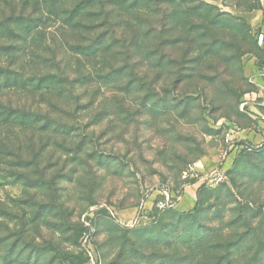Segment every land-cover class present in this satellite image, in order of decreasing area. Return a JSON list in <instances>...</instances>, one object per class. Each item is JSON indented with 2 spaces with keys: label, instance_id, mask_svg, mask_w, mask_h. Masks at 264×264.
<instances>
[{
  "label": "rangeland",
  "instance_id": "rangeland-1",
  "mask_svg": "<svg viewBox=\"0 0 264 264\" xmlns=\"http://www.w3.org/2000/svg\"><path fill=\"white\" fill-rule=\"evenodd\" d=\"M85 2L0 0V264H264V4Z\"/></svg>",
  "mask_w": 264,
  "mask_h": 264
},
{
  "label": "built area",
  "instance_id": "built-area-1",
  "mask_svg": "<svg viewBox=\"0 0 264 264\" xmlns=\"http://www.w3.org/2000/svg\"><path fill=\"white\" fill-rule=\"evenodd\" d=\"M259 1L262 3V5L264 4V0H259ZM256 42L259 47H262L264 45V31L259 30L256 33ZM255 117L264 123V114L257 112V114L255 113ZM233 134H234V130H230L227 133V136L229 137L231 142L234 141L232 142V143H235V145L233 144L234 147H236L238 150L240 149L247 150L248 148H250V146L243 141H240L241 143H238L236 142V140H233ZM195 176H197V168L195 165L188 166V168H186L182 174L183 179H186V180H189ZM200 178H201L202 183L204 182L217 183L223 178V172L219 170H216L210 173L203 172Z\"/></svg>",
  "mask_w": 264,
  "mask_h": 264
},
{
  "label": "crops",
  "instance_id": "crops-1",
  "mask_svg": "<svg viewBox=\"0 0 264 264\" xmlns=\"http://www.w3.org/2000/svg\"><path fill=\"white\" fill-rule=\"evenodd\" d=\"M252 134L251 135H249V136H247L249 139H251L252 138ZM256 139H259V137H258V135H256V138H255V140ZM195 184H190V185H187V188H186V190L188 191L187 192V194L184 196V198H182V200H181V202L182 201H185V205H191V203L193 202V200H194V194H193V192H194V190H195ZM185 197L187 198V200H185Z\"/></svg>",
  "mask_w": 264,
  "mask_h": 264
},
{
  "label": "trees",
  "instance_id": "trees-1",
  "mask_svg": "<svg viewBox=\"0 0 264 264\" xmlns=\"http://www.w3.org/2000/svg\"><path fill=\"white\" fill-rule=\"evenodd\" d=\"M87 3H88V0H86V2H85V4L84 5H82V7H84V6H86L87 7ZM75 9H76V6H75ZM82 9V8H81ZM79 13V12H78ZM71 19H72V15H70V16H67L66 18H65V21L67 22V23H70L71 22ZM258 31H256V33H257ZM256 33H254L255 35V42H256ZM256 44H257V42H256ZM17 112L16 110H9V109H7V111L6 112H3L2 114H0V116L2 117V120H4V121H6V118L9 116V115H11V114H9L10 112ZM17 116H21V115H19V112H17V114H16ZM238 143H241V142H238ZM244 150V149H243ZM195 205H196V203H195Z\"/></svg>",
  "mask_w": 264,
  "mask_h": 264
}]
</instances>
